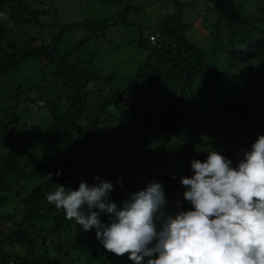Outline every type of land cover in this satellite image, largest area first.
<instances>
[{"label": "trees", "instance_id": "1", "mask_svg": "<svg viewBox=\"0 0 264 264\" xmlns=\"http://www.w3.org/2000/svg\"><path fill=\"white\" fill-rule=\"evenodd\" d=\"M206 1L202 12L193 3L173 0L174 11L146 35L135 21L140 9L132 0H108L118 8L112 18L56 23L57 32L41 23L48 2L0 0V13L7 15L0 19V81L25 65L39 72L0 105V211L14 203L13 210L0 213V264H50V258L64 256L73 264H133L129 254L118 257L97 238L88 242L95 229L84 231L67 220L46 194L58 185L76 190L82 179L93 185L100 176L113 182L110 199L122 206L129 194L156 181L164 185L166 211L174 213L178 204L190 210L178 168L176 173L167 166L168 172L160 173L163 168L156 167L159 158L150 148L189 157L191 165L194 159L206 160L201 151L206 155L213 148L236 159L246 139L264 135L255 134L264 112L257 126L251 123L253 112L264 107L254 99L264 96V0ZM201 20L210 27L206 46L187 38ZM130 28H136L132 35ZM117 31L128 34L124 45L135 47L138 58L131 74L126 70L128 77L118 72L102 77L99 54L103 46L116 48L109 36ZM251 78L256 82L248 86ZM99 81L110 85L105 95L99 87L89 90ZM239 118L244 120L240 132L228 134L227 125L221 126L234 119L232 126L239 128ZM36 121L41 124L34 126ZM185 128L190 138L189 131L208 130L213 147L205 140L186 142ZM186 169L192 176L191 167ZM58 171L62 175H55ZM102 222H110L107 215L102 214Z\"/></svg>", "mask_w": 264, "mask_h": 264}, {"label": "clouds", "instance_id": "2", "mask_svg": "<svg viewBox=\"0 0 264 264\" xmlns=\"http://www.w3.org/2000/svg\"><path fill=\"white\" fill-rule=\"evenodd\" d=\"M191 169L194 174L181 179L190 210L178 204L174 213L166 211L164 185L156 181L118 205L110 199L113 183L100 176L93 185L82 179L76 190L57 184L46 199L84 231L95 229L108 252L129 254L133 264H264V135L237 166L214 150L203 162L192 160Z\"/></svg>", "mask_w": 264, "mask_h": 264}, {"label": "rangeland", "instance_id": "3", "mask_svg": "<svg viewBox=\"0 0 264 264\" xmlns=\"http://www.w3.org/2000/svg\"><path fill=\"white\" fill-rule=\"evenodd\" d=\"M41 1H46L49 3V7L47 8V14L44 15L41 18V23L46 27V31H50L51 28H53V32H57V27L55 26L56 23H60V25H68V24H73V23H78V22H84L86 20H91V21H100L105 18H112L118 8L115 6H112L108 2V0H41ZM134 5H137V7L140 9V13L137 17H135L136 22H140L141 25L143 26V30L145 31V34L148 35L152 29L157 28L158 26V21L159 19L165 17L166 15L169 14V11L171 13L174 11V7L172 5L173 0H132ZM183 3H193L195 8H198L202 12L205 11L206 9V0H180ZM40 2V1H39ZM40 5V4H39ZM164 6V7H163ZM163 8L168 9L165 11ZM135 15L131 16V19ZM189 21H194V20H189ZM198 26V27H197ZM152 28L149 30V28ZM197 29L193 30L192 32L187 33V38L194 40L197 44L201 46H206L207 44H210L211 41H209L208 34H209V24L206 23L204 20H201L200 22L196 23ZM199 28V30H198ZM136 28H130L129 35L134 34L135 31H133ZM83 32V31H82ZM81 32H77L76 39L79 40L81 38ZM124 31H117L115 33H112V35L109 36L111 40H113L115 43L114 47H116L113 50H109L110 46H103L102 52L99 54V59L97 61V69L98 72L101 74L102 77L106 76H113L116 72H118V75L120 76H126L128 77L129 73L131 74L132 72V67L131 63L135 62L136 58H138V51L135 47L132 46H125L124 41L129 39ZM195 35V37H193ZM127 37V39L125 38ZM49 39V36L47 37ZM73 41V40H72ZM94 52V50H92ZM135 67V66H134ZM136 68V67H135ZM134 68V69H135ZM129 69V73L126 72V70ZM256 72L259 73L260 70L256 67ZM39 73L38 70L35 68L33 65H25L19 70H16L12 73H10V76L7 77L6 79L0 81V105L3 104L5 101L9 100L10 97L14 94L13 90L20 84L26 85L27 83H33L34 78L36 74ZM261 73V72H260ZM37 81V79L35 80ZM101 81V80H100ZM99 82H94L89 85V90L98 88L99 90L103 91V95L107 93L108 90H110V85L109 84H103L100 85ZM115 81V80H114ZM256 81H254L253 78L249 81L248 86L253 85ZM103 86V87H102ZM247 86L243 85L241 88H245ZM252 87V86H251ZM102 88V89H101ZM175 98L177 97V93L174 96ZM93 99L98 98V94L92 95ZM254 99L258 100L257 103L260 105V103L264 104V96L263 98H257L254 95ZM158 108H163L162 101L157 102ZM264 112V107L260 109L259 111L256 109V111L253 112L251 115L252 119V124L254 123L256 126L259 124L260 120L258 119L259 114ZM36 116V115H35ZM33 116L32 120L36 119V117ZM235 121L233 120H224L221 123V126L224 127L226 124L227 127L225 130L228 132H240L242 131V126L244 125V120L242 118L237 119L239 122V128H234L232 126V122ZM41 122L36 121L34 123V126H39ZM264 124V121H263ZM259 126L260 127V132L255 133V134H261L264 133V125ZM220 126V129L222 128ZM218 128L217 124L213 125V128ZM219 129V128H218ZM225 130L220 131V132H226ZM189 131V130H188ZM194 131H189V134L192 135L190 138L187 134V129L185 128L183 132V136L186 137V142H190L191 139L195 140H209V133L208 130L203 132H197L193 133ZM36 131L33 128L31 131L30 137L33 138L35 137ZM216 135L219 134L217 130L215 131ZM255 138V137H254ZM254 138H249L244 141V148L245 150H250L251 145L255 142ZM178 140V139H177ZM115 145H119L118 142H115ZM207 146H210V148L213 147L208 141ZM31 148V147H30ZM152 153L159 158V162L156 164V167H162L163 170L160 173H167L168 169L167 166L171 167L173 165L174 170L178 168L179 176H189L187 175V169L186 167H191L189 163V157H179L176 153L172 154L171 152H166L163 151L161 154V151L156 149L155 147L150 148ZM213 150H216L213 148ZM243 151L241 150L239 152V156L236 159L231 158L233 161V166L238 165V160H240L243 156ZM193 150L190 149V152L188 154L192 153ZM195 152V150H194ZM160 154V156L158 155ZM201 155L203 156V160L207 158V154L205 155L204 151H201ZM104 161L100 164L101 167H103ZM190 169V168H189ZM183 172L184 174H181ZM177 173V171H176ZM192 174H194L192 172ZM125 176V174H124ZM126 177V176H125ZM127 179L129 178L128 176L126 177ZM109 180V179H107ZM129 180V179H128ZM134 183H137L139 180L136 179ZM111 181V180H110ZM112 182V181H111ZM89 185L90 182L87 181ZM113 183V182H112ZM131 182H129L130 187ZM184 192H181V195L183 196ZM184 198V197H183ZM117 203V202H116ZM188 203V202H187ZM189 204V203H188ZM190 205V204H189ZM4 209L0 211V213L4 214L5 212H8L9 210H13L12 208L14 207V203H11V206L7 208V206L4 205ZM191 208V205H190ZM88 242L92 238H96L95 232L88 234ZM70 235H68L69 237ZM39 246V244H38ZM37 246V249H38ZM36 249V250H37ZM62 252H67L66 247H62ZM53 253V252H52ZM77 259V256L74 258V260ZM51 263L50 264H73V260H68L66 256L64 257H59V258H54L53 260L50 258ZM104 260L99 259L98 263H103ZM79 264V263H78Z\"/></svg>", "mask_w": 264, "mask_h": 264}, {"label": "built area", "instance_id": "4", "mask_svg": "<svg viewBox=\"0 0 264 264\" xmlns=\"http://www.w3.org/2000/svg\"><path fill=\"white\" fill-rule=\"evenodd\" d=\"M150 41H151V42H155V41H156V36H155V35H152V36L150 37Z\"/></svg>", "mask_w": 264, "mask_h": 264}]
</instances>
